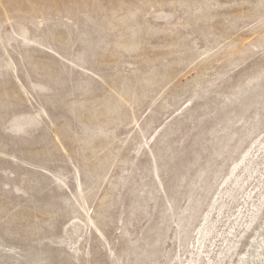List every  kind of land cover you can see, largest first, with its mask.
Listing matches in <instances>:
<instances>
[{"label":"rangeland","instance_id":"374dc122","mask_svg":"<svg viewBox=\"0 0 264 264\" xmlns=\"http://www.w3.org/2000/svg\"><path fill=\"white\" fill-rule=\"evenodd\" d=\"M264 264V0H0V264Z\"/></svg>","mask_w":264,"mask_h":264},{"label":"bare ground","instance_id":"6f19581e","mask_svg":"<svg viewBox=\"0 0 264 264\" xmlns=\"http://www.w3.org/2000/svg\"><path fill=\"white\" fill-rule=\"evenodd\" d=\"M241 264H245V262L244 261H241Z\"/></svg>","mask_w":264,"mask_h":264}]
</instances>
